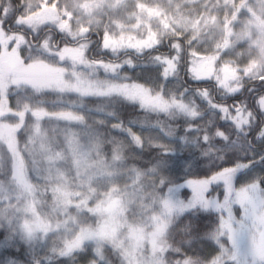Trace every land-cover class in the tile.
Here are the masks:
<instances>
[{
	"label": "rangeland",
	"instance_id": "1",
	"mask_svg": "<svg viewBox=\"0 0 264 264\" xmlns=\"http://www.w3.org/2000/svg\"><path fill=\"white\" fill-rule=\"evenodd\" d=\"M142 2L159 4L163 11L151 14ZM12 17L16 28L5 24ZM25 24L35 34L32 39L20 32ZM47 26L37 40L39 30ZM57 35L69 38L71 44L57 41ZM182 39L186 48L179 41ZM163 41L168 49L155 60L139 61L142 67L135 70H131V64L138 62L123 67L120 60L105 61L110 52L116 55L129 49L143 55ZM96 51L102 53L105 62L89 59ZM117 64L119 67L113 68ZM104 65L111 67L116 77L110 76ZM14 69L36 75L26 78ZM252 71H257L256 78L264 79V0H0V122L12 116L17 120L16 115L23 119L19 151L24 153L14 158L0 139V175L7 176L0 178V209H6L0 213L1 221L17 239L24 238L23 244L39 250L40 259L47 264H191L183 258L150 255V251L156 243L166 251L164 237L171 217L186 211L225 210L218 235L236 250L227 263L264 264V150L259 147L264 143V93L256 97L246 92L233 105L219 102L239 93L236 85H242ZM194 80L212 86L197 89L191 84ZM113 88L130 101L134 91L159 100L157 106L150 103L146 110L160 112L177 105L195 121L196 129L180 140L145 132L149 146L171 150L178 146L181 152L193 151L192 160L197 157L194 145L200 136L206 143L201 151L204 165L219 167L231 151L237 154L236 164L221 167L218 175L210 174L206 179L183 181L163 198L135 191L132 195L136 197L130 200L126 185L130 183L129 173L136 171L133 164L138 167V175L143 172L124 152L123 144L127 143H114L116 138H105L100 129L101 122L108 123L117 112L105 115L108 98L104 101L107 105L100 107L102 114L92 112L87 101L80 102V97L101 96ZM37 95L42 105L49 107H36L43 109L39 111L42 115L46 114L44 110L58 115L49 126L51 133L58 129L66 134L81 133L74 119L96 123L85 147L68 148L69 159L60 164V173L51 172L52 166L53 172L58 170L55 158L48 161L54 164L48 165L29 163L24 156L27 150L23 145L29 134L26 123L35 119L29 110L24 117L25 106L35 102L30 96ZM4 100L11 102L15 116L5 111L9 104ZM117 109L122 112V105ZM258 113L261 119L256 117ZM255 128L257 134L250 143L248 135ZM215 140L228 146H210ZM117 155L122 159L115 162L112 157ZM192 163L187 162V167ZM177 166L171 164L172 168ZM97 169L99 174L94 176ZM18 174L24 185L14 182ZM170 175L164 179L167 181ZM34 185L38 187L33 190ZM35 195L40 198V207L33 203ZM234 205L241 209L238 215ZM81 207L103 208L94 214L95 222L103 224L93 236L78 230L81 220L75 217L79 214L75 209ZM17 227L25 234L15 230ZM80 234L82 241H76ZM118 236L125 246L117 245ZM111 249L117 250L116 261ZM222 249L228 248L221 244L209 257L212 244L203 245L194 253L196 263L210 264L207 261L217 260L218 254L226 252Z\"/></svg>",
	"mask_w": 264,
	"mask_h": 264
},
{
	"label": "trees",
	"instance_id": "2",
	"mask_svg": "<svg viewBox=\"0 0 264 264\" xmlns=\"http://www.w3.org/2000/svg\"><path fill=\"white\" fill-rule=\"evenodd\" d=\"M144 9H146L151 14H157L163 11L162 7L159 4H145L142 2L141 4ZM3 9V13H4ZM198 18V17H197ZM195 18V19H197ZM14 18L7 19L5 22L6 25L13 24L12 21ZM212 21V20H210ZM13 28H16V25H12ZM46 28V29H45ZM49 26L41 28L39 32L36 35L38 38L37 40H41V34L44 29L47 30ZM31 28L25 26H21L20 32H22L25 37L28 39H32L33 36H35L34 33L31 32ZM58 40L57 41H64L65 44H71L70 39L66 38L61 35H57ZM181 41V45H183L184 48H186V42L185 40H179ZM168 49V45L163 41L160 45H158L156 48L147 50L143 53V55H139L136 52H132L129 49H126L124 51H121L115 55L116 52H110L109 55H106L105 61H112L117 62L120 60L123 67L127 66V64L130 62H138V65L132 63L131 70H135L138 67H142L141 62L144 59L148 60H155V58H159L161 55L160 53H164L165 50ZM129 50V51H128ZM93 51V49L91 50ZM90 51V52H91ZM102 53L99 51H96V55H91L89 59L96 61L97 63H100L99 61H104L102 59ZM113 56V57H112ZM143 56V57H142ZM155 57V58H154ZM101 59V60H100ZM124 59L127 60L124 62ZM183 61H186V56L182 58ZM104 61V62H105ZM123 62V63H122ZM140 63V64H139ZM15 66V65H14ZM14 66L12 68H14ZM105 69H107L108 74L110 76L116 77V73H113L111 67L108 65ZM119 67L117 64L113 68ZM122 67V68H123ZM184 68V67H183ZM121 69V68H120ZM13 72H19L26 74V78L28 77H34V74L29 70L25 71L23 69H14ZM107 71L104 70V72L107 74ZM31 72V73H30ZM257 71H252L248 76H246L247 80L242 83V85H236V87L239 89V93L231 94L226 97H223L221 103H229L230 105L235 104V99L239 97L246 96V92L252 93L253 96H260L264 93V79H258L256 78ZM262 76V75H261ZM264 76V74H263ZM24 82V78H22ZM36 84V83H35ZM191 84H194L197 89L206 90L208 86H212V84L207 83V81L202 80H194L191 82ZM114 88L111 89L109 92L103 93L101 96H91L90 98L86 99V97H80V102H86L91 108V111L94 113H101V108L105 105H107L108 102H104L106 98L109 99V105L105 109L104 113L105 115L107 112H110L112 114H115L117 112L118 115H112L110 116V120L108 123L101 122L100 129L102 130L104 137L109 138H116V142L119 145L122 146L123 141H125L127 144L124 147L126 148L124 152L128 155L129 160L131 163H137L140 166L141 173L138 175V167L133 164V169L136 170L135 173H129L130 177V183H127L126 187H128L129 191L127 196H129L132 200L136 197V195H132L135 191L139 195H144L145 192L150 196H157V198H163L167 193L172 189L173 186L186 181L188 179H206L210 174L218 175L219 169L221 167L224 168H231L234 166L237 161V154L227 153L226 158L227 160L223 162L222 165L219 167L216 166H208L204 165L201 157V151L204 150L206 147V143L202 140H200V136L197 139V142L195 141L194 147H196L197 152L200 154H196L195 157L192 160H190L191 155L193 156V151L188 154L187 152H181V149L178 146H173L171 149H163V148H157L149 146V144L145 140V132L151 131L157 134H161L164 137L171 139L173 141L180 140L181 138L189 136L193 131L192 128L196 129L195 121L190 120L192 117L187 114L184 108H180L177 105H173V107H170L168 109L161 110L160 112H155L148 109V105L150 103H155L156 106L159 104V100H151L150 97H148L145 94H140L138 92H133L131 97L132 100L127 99L126 97H123L122 95H117V92H114ZM115 93V94H114ZM217 95V92H215ZM233 95H237L234 97ZM8 97V96H7ZM13 95H11L8 98H12ZM30 98L35 99V102L26 105V110L24 113V117L26 114V111L29 110L35 117V119H28L30 121H27L26 129H28L29 134L26 135L27 137V143L24 146V150H27L26 154L24 155L26 160H28L29 163H39L42 162V164H45V162H48L51 160V158H55V165L58 170L54 171L53 166L50 168L52 173L59 172L60 171V164H62L63 160H68L67 157V150L68 148L75 147V146H82L85 147L88 138L92 137L91 130L96 127V123L93 121H90L87 124H84L82 122H78L74 119V121L77 124V129H80L79 131L81 133L73 134L68 133L66 134L64 131H61V129L55 130L51 133L49 126H51V123L55 121V117H58L55 113H49L48 111L44 110L46 114H41L39 111L43 109H36L39 108L38 106L42 105L43 101H39L40 96L37 95L36 98H33L30 96ZM137 100L136 104H133L132 101ZM224 99V101H223ZM3 101V100H2ZM1 101V102H2ZM6 103H8V107L5 111H8L9 114L14 115L11 111L12 108H10V103L8 100H4ZM32 101V100H31ZM31 103V102H30ZM118 103V105H117ZM143 104V106H141ZM123 108V111L119 112L117 109L118 106H121ZM42 106H46L48 109L46 103H44ZM30 107H33L32 109H29ZM117 107V108H116ZM102 108V109H103ZM99 109V110H98ZM254 110V109H253ZM3 111V110H2ZM4 111V112H5ZM102 114V113H101ZM37 115V116H36ZM15 116V115H14ZM17 116V117H16ZM13 120L10 117H8L9 120L0 122V139L3 140L9 151H11L12 154H14V158H17L18 153H20L23 156V152L19 151L21 146V133L23 132V122L18 115H16ZM39 116V117H38ZM261 114L258 113L256 117L261 119ZM37 117V118H36ZM3 119V118H1ZM35 121V123H34ZM22 123V124H21ZM32 123L35 124L32 127ZM260 125V124H259ZM47 127V128H46ZM257 129L259 128L256 127ZM254 129L250 135H248V141H251L252 136L257 134V129ZM221 129V128H220ZM69 130H72L71 128ZM222 130V129H221ZM74 132V131H72ZM203 132V131H202ZM201 132V133H202ZM87 133V135L85 134ZM204 133V132H203ZM20 138V140H19ZM210 144L212 147H216L217 145H222L223 147H226L228 145L225 144L224 141H217ZM251 143V142H250ZM260 148H263L264 150V143H261L259 145ZM185 150V149H182ZM254 150V149H253ZM174 153H178V156H175ZM250 156V155H249ZM110 157V156H109ZM235 157V158H234ZM115 162H117V159H122L120 156L117 155V157H112ZM72 159V157H71ZM180 160V161H179ZM190 160V161H189ZM104 161L108 162V159L105 158ZM193 162L190 167H187V162ZM264 163V160L262 161ZM16 164L13 163L12 166ZM48 165L54 164L51 161V164L49 162ZM171 164L174 166L178 165L176 168H172ZM165 165V166H163ZM264 171V170H262ZM61 172V171H60ZM59 172V173H60ZM170 178L166 181L164 179L165 176H168L169 174ZM99 174L98 169L97 171H94V176H97ZM54 175V174H52ZM261 185L264 186V172L261 175ZM0 178H7L5 174H1ZM72 177H70L69 180ZM120 179V177H118ZM116 177V179H118ZM11 180V179H10ZM20 180V181H19ZM14 182L19 186V184L24 185L25 182L21 180L20 174L15 177ZM134 182V184H133ZM4 183V182H3ZM80 186L79 184H75V187ZM38 185H34V188L36 189ZM40 190V189H39ZM183 192V191H182ZM186 192V191H185ZM32 197L33 203L37 206L40 205V198ZM236 196V195H235ZM142 197V196H141ZM145 196L143 197V199ZM142 199V200H143ZM141 200V201H142ZM236 208V214L238 215L240 213V208L237 205H234ZM102 208V207H101ZM97 208V209H87V208H76L75 210L79 213L76 216L79 217L81 220L79 222V231L83 233H88L89 236L95 235V232L97 233V230L103 223L95 222V216L97 212L103 210V208ZM0 209V213H3L6 211V209ZM226 216L225 210H219V211H205V212H195V211H189L184 212L181 215L173 216L171 217L170 224L166 227L168 228L165 237L166 242L168 244L166 251L164 252V249L161 247V245H157L156 243L153 248L150 251V255L161 254L163 258H176V259H184L188 261V263L191 264H197L195 259L197 256L194 254L198 252V249L203 247V245L211 243L212 244V252L209 255L212 256L214 252H216L215 247H220V245H224L228 249H222L226 252L220 255L218 254L217 260L214 259L213 261H207L211 264H221L224 262V264H228V259L231 257H234L236 250L229 247V244L227 240H225L224 236L218 235L219 230L217 228L219 227L220 223ZM74 217V218H75ZM224 217V218H223ZM236 217V216H235ZM165 221V220H164ZM94 224V229H91V225ZM21 231L23 234L24 231L20 227H17V229ZM11 232V231H10ZM9 232L8 227L5 225L4 222L1 221V214H0V264H44L46 261H43L40 259L37 251L30 248L29 246L23 244L22 240L24 238H16L12 233ZM259 233V232H257ZM26 236V235H25ZM16 238V240H14ZM83 235L80 234L76 241H82ZM116 240H118V246L124 245L120 240H123L121 236L115 237ZM89 240V239H86ZM91 240V238H90ZM18 241H21L22 244H20ZM85 241V240H84ZM208 242V243H207ZM211 249V246H209ZM232 249V250H231ZM112 252L110 255L114 258L116 255L117 250L113 252V249H111ZM147 250V251H146ZM145 251L147 254H149V250L146 249ZM203 251V250H202ZM65 255V252H64ZM192 258V259H191ZM115 259V258H114ZM194 260V262L190 261ZM58 261V259H56ZM116 261V259H115ZM42 262V263H41ZM47 264V262H46ZM58 264H62L59 262ZM206 264V262L204 263Z\"/></svg>",
	"mask_w": 264,
	"mask_h": 264
},
{
	"label": "clouds",
	"instance_id": "3",
	"mask_svg": "<svg viewBox=\"0 0 264 264\" xmlns=\"http://www.w3.org/2000/svg\"><path fill=\"white\" fill-rule=\"evenodd\" d=\"M261 135H264V132H262Z\"/></svg>",
	"mask_w": 264,
	"mask_h": 264
},
{
	"label": "snow or ice",
	"instance_id": "4",
	"mask_svg": "<svg viewBox=\"0 0 264 264\" xmlns=\"http://www.w3.org/2000/svg\"><path fill=\"white\" fill-rule=\"evenodd\" d=\"M222 135V134H221ZM261 159H264V157H262Z\"/></svg>",
	"mask_w": 264,
	"mask_h": 264
}]
</instances>
